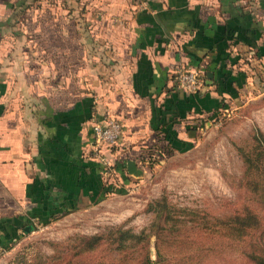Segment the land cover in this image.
<instances>
[{
    "label": "crops",
    "instance_id": "0c3cea01",
    "mask_svg": "<svg viewBox=\"0 0 264 264\" xmlns=\"http://www.w3.org/2000/svg\"><path fill=\"white\" fill-rule=\"evenodd\" d=\"M261 94L264 0H0V220L17 240L119 192L91 155L105 114L124 124L106 154L126 190L128 159L185 151Z\"/></svg>",
    "mask_w": 264,
    "mask_h": 264
},
{
    "label": "rangeland",
    "instance_id": "374dc122",
    "mask_svg": "<svg viewBox=\"0 0 264 264\" xmlns=\"http://www.w3.org/2000/svg\"><path fill=\"white\" fill-rule=\"evenodd\" d=\"M85 22L89 25L91 21ZM211 120L191 148L179 151L169 147L161 157L150 159V168L146 167L141 177L132 176L126 190L113 192L101 203L87 205L82 212L66 219L40 225L22 234L10 248H1L0 264H35L36 260L53 254L57 242L77 233L91 235L120 224L139 231L148 227L153 217L148 209L150 201L162 194L178 206L201 208L209 214H223L240 207L246 191L238 185L243 161L237 146L248 143L254 129L264 132V94ZM150 240L148 252L155 260L158 257L155 235ZM174 245L171 243L169 248ZM238 251L236 243L224 247L222 255L214 256L218 264H251ZM98 255L110 264L120 263L113 257L119 255L113 243L104 241L85 256L90 259ZM174 256L169 252L164 257ZM133 262L130 255L124 264Z\"/></svg>",
    "mask_w": 264,
    "mask_h": 264
},
{
    "label": "trees",
    "instance_id": "16d2710c",
    "mask_svg": "<svg viewBox=\"0 0 264 264\" xmlns=\"http://www.w3.org/2000/svg\"><path fill=\"white\" fill-rule=\"evenodd\" d=\"M237 149L243 161L238 185L246 191L240 207L223 214H209L201 208L178 206L162 194L148 205L153 213L148 227L134 231L120 224L91 235L77 233L57 242L56 251L36 260L35 264H110L101 255L90 259L85 256L104 241L114 244L119 255L113 257L120 261L118 264H124L130 255L134 261L132 264H218L214 255H222L224 247L236 243L239 247L237 254L247 262L264 264V132L254 129L249 142L238 144ZM151 151L149 149L144 158L151 156ZM140 167H145L144 162ZM107 176L112 179L110 191H124L121 187L123 180L115 170ZM12 233L11 226L0 220L2 249H8L15 243L13 238L16 236ZM151 235H155L154 246L158 256L155 260L148 252ZM171 243L175 244L173 248H169ZM169 252L175 256L165 259Z\"/></svg>",
    "mask_w": 264,
    "mask_h": 264
},
{
    "label": "built area",
    "instance_id": "2783aa9c",
    "mask_svg": "<svg viewBox=\"0 0 264 264\" xmlns=\"http://www.w3.org/2000/svg\"><path fill=\"white\" fill-rule=\"evenodd\" d=\"M202 80L200 72L196 69H179L176 73L177 86L185 91H197L202 85ZM91 126L93 132L91 155L103 164L105 175L111 174L114 171V163L106 154V149L117 145L124 124L120 118L105 114L102 119L94 120ZM147 159L145 160L148 161Z\"/></svg>",
    "mask_w": 264,
    "mask_h": 264
},
{
    "label": "water",
    "instance_id": "95a60500",
    "mask_svg": "<svg viewBox=\"0 0 264 264\" xmlns=\"http://www.w3.org/2000/svg\"><path fill=\"white\" fill-rule=\"evenodd\" d=\"M208 76L211 77L212 73L208 72ZM127 172L134 177H141L143 175V169L138 166L134 159H128L126 161Z\"/></svg>",
    "mask_w": 264,
    "mask_h": 264
}]
</instances>
